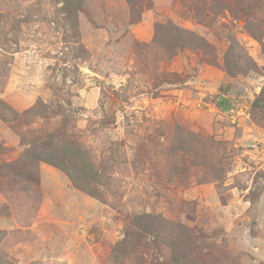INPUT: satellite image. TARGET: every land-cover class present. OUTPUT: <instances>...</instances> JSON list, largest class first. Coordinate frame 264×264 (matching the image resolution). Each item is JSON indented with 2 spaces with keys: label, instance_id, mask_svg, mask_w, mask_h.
I'll return each instance as SVG.
<instances>
[{
  "label": "rangeland",
  "instance_id": "1",
  "mask_svg": "<svg viewBox=\"0 0 264 264\" xmlns=\"http://www.w3.org/2000/svg\"><path fill=\"white\" fill-rule=\"evenodd\" d=\"M79 4L0 0V264H264V0Z\"/></svg>",
  "mask_w": 264,
  "mask_h": 264
},
{
  "label": "trees",
  "instance_id": "2",
  "mask_svg": "<svg viewBox=\"0 0 264 264\" xmlns=\"http://www.w3.org/2000/svg\"><path fill=\"white\" fill-rule=\"evenodd\" d=\"M60 1H62L64 4V7L62 8L63 12H66L68 14H71L72 10L78 11V9H81V4H79L80 0H60ZM28 22H29V18H27V20L24 21V23H28ZM179 44H180V47L182 48L185 47L182 41H179ZM259 104H260V101L258 99L254 101V105H259ZM3 119H6V118L3 117ZM44 161L52 164L53 166L62 168V170L64 169L62 164H60L59 162L53 159H46ZM127 235L129 236V233H127ZM130 236H131V233H130Z\"/></svg>",
  "mask_w": 264,
  "mask_h": 264
},
{
  "label": "water",
  "instance_id": "3",
  "mask_svg": "<svg viewBox=\"0 0 264 264\" xmlns=\"http://www.w3.org/2000/svg\"><path fill=\"white\" fill-rule=\"evenodd\" d=\"M224 109L228 111L232 110V102L228 98H226L224 101Z\"/></svg>",
  "mask_w": 264,
  "mask_h": 264
}]
</instances>
